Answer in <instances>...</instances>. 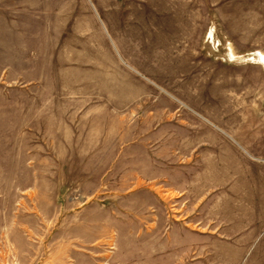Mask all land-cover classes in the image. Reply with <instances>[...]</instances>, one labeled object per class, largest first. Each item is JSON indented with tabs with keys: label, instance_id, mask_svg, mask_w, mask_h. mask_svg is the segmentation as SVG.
Returning <instances> with one entry per match:
<instances>
[{
	"label": "rangeland",
	"instance_id": "obj_1",
	"mask_svg": "<svg viewBox=\"0 0 264 264\" xmlns=\"http://www.w3.org/2000/svg\"><path fill=\"white\" fill-rule=\"evenodd\" d=\"M0 264H264V0H0Z\"/></svg>",
	"mask_w": 264,
	"mask_h": 264
}]
</instances>
